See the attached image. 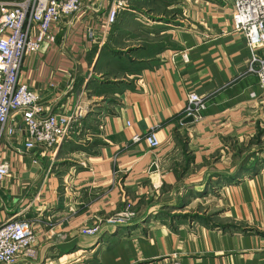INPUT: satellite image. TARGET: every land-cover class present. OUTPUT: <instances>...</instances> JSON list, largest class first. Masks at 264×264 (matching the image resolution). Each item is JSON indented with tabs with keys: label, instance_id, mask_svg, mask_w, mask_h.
Masks as SVG:
<instances>
[{
	"label": "crops",
	"instance_id": "obj_1",
	"mask_svg": "<svg viewBox=\"0 0 264 264\" xmlns=\"http://www.w3.org/2000/svg\"><path fill=\"white\" fill-rule=\"evenodd\" d=\"M108 3L81 0L22 61L50 112L83 115L52 149L0 145V222L37 232L35 257L16 264H264V92L232 0H127L105 34ZM187 90L206 97L200 121L180 118ZM151 127L155 149L132 140Z\"/></svg>",
	"mask_w": 264,
	"mask_h": 264
},
{
	"label": "built area",
	"instance_id": "obj_2",
	"mask_svg": "<svg viewBox=\"0 0 264 264\" xmlns=\"http://www.w3.org/2000/svg\"><path fill=\"white\" fill-rule=\"evenodd\" d=\"M82 7L81 0H0V145L3 139L22 141L25 151L41 145L52 149L70 138L83 111L50 112L39 93L31 89L21 76V65L28 53L37 52L44 43H53V29L61 22L71 23ZM127 7V0H109L105 9L106 30L113 25L119 12ZM231 21L235 32L243 35L250 51L246 71L255 75L264 92V0H232ZM90 40L95 39L92 27H87ZM186 62L187 53H176ZM206 97L187 90L180 118L191 122L204 116ZM143 138L155 149L158 140L155 128L133 141ZM10 174L9 163L0 158V183ZM134 216L129 210L117 213L109 223H128ZM101 222L82 226L80 232L96 235ZM37 232L25 218L9 217L0 222V264H16L21 258H34L37 253ZM172 264H181L173 255Z\"/></svg>",
	"mask_w": 264,
	"mask_h": 264
},
{
	"label": "water",
	"instance_id": "obj_3",
	"mask_svg": "<svg viewBox=\"0 0 264 264\" xmlns=\"http://www.w3.org/2000/svg\"><path fill=\"white\" fill-rule=\"evenodd\" d=\"M183 121H184V122H190V121H192V118H191V117H185V118L183 119Z\"/></svg>",
	"mask_w": 264,
	"mask_h": 264
},
{
	"label": "rangeland",
	"instance_id": "obj_4",
	"mask_svg": "<svg viewBox=\"0 0 264 264\" xmlns=\"http://www.w3.org/2000/svg\"><path fill=\"white\" fill-rule=\"evenodd\" d=\"M122 10H124V9H122ZM122 10H121V11H122ZM134 215H135V213H134ZM133 217H134V216H133Z\"/></svg>",
	"mask_w": 264,
	"mask_h": 264
}]
</instances>
